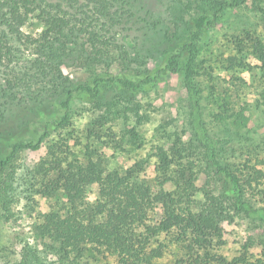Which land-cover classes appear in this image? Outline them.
Segmentation results:
<instances>
[{
  "label": "rangeland",
  "instance_id": "rangeland-1",
  "mask_svg": "<svg viewBox=\"0 0 264 264\" xmlns=\"http://www.w3.org/2000/svg\"><path fill=\"white\" fill-rule=\"evenodd\" d=\"M204 1L215 7L221 0H126L123 9L129 15L116 24L111 19L114 9L98 17L96 7L86 6L85 0L78 3L82 11L76 6L74 11L86 14V24L90 23L95 33L104 34V39L99 36L97 40L106 43L108 52L96 60L94 67L118 72L126 55L134 68L157 66L162 56L158 48L161 42L182 32L189 19L205 9ZM41 30L34 22L21 28L31 38ZM106 30L108 33H104ZM8 39L15 58L7 69H0L1 88L7 87L9 77L20 79L24 73L31 74L32 58L10 35ZM253 40L264 44V0H247L209 29L194 67L206 129L216 141L224 164L243 182L258 183L247 191L246 199L261 209L264 202L257 191L264 189V79L252 55ZM229 56L247 67L229 69L225 62ZM74 58L78 60L76 55ZM83 62L79 59L61 67L73 85L88 77V68L80 65ZM190 113L181 75H171L148 93L135 97L108 92L97 105L75 99L66 127L51 131L38 150H22L0 169V264H62L47 237L37 238V228L51 212L64 214L66 204L59 199V187L64 186L71 166L85 167L95 162L104 173H128L138 184L166 178L164 189L180 193L177 183L186 188L181 208L195 215L206 212L210 196L220 191L219 183L205 177L204 168L197 163L192 169L195 181L190 178L192 186H183L189 182L178 178L182 169H189L185 148L194 144ZM34 114L32 106L24 107L18 100H0V123L9 121L19 126ZM160 148L167 152L170 162L164 177L157 159ZM174 150L182 152L181 157ZM98 189L97 184L89 185L87 201L98 197ZM223 211L217 221L219 237L192 223L173 227L152 239L150 247L160 245L162 250L154 264H222L218 258L230 264L241 256L248 261L259 258L264 252V222L235 214L227 203ZM74 264H118V259L87 249Z\"/></svg>",
  "mask_w": 264,
  "mask_h": 264
},
{
  "label": "trees",
  "instance_id": "trees-1",
  "mask_svg": "<svg viewBox=\"0 0 264 264\" xmlns=\"http://www.w3.org/2000/svg\"><path fill=\"white\" fill-rule=\"evenodd\" d=\"M85 1L86 6L96 7L98 17H105L114 9L111 14L114 24L123 21L127 14L123 9L126 0ZM246 1L221 0L215 7L204 1L205 9L191 17L182 32L162 41L161 47L157 46L162 52L157 66L134 68L126 55L119 71L111 72L98 71L94 67L96 60L108 50L106 43L97 40L104 34L95 33L94 27L86 24V14L74 11L75 6L83 9L78 6L79 0H0V25L3 26L0 31V69H7L15 58L9 35L32 58L31 74L24 73L20 79L9 77L7 87H0V100H18L24 107L32 106L35 112L31 120L19 126L9 121L0 123V169L20 151L38 150L51 131L66 127L75 99L97 105L108 92L119 97H135L148 93L171 75H181L191 106L190 128L196 150L192 151L194 144L185 148L189 152L184 151L190 159L187 162L189 169H182L178 178L189 182L183 186H192L190 178L195 181L192 169L197 163L204 168L205 177L214 179L220 186L219 193L210 196L206 212L195 215L180 207L186 188L177 183L180 193L170 192L163 188L168 181L166 178L152 184H138L131 181L128 173H104L95 162H89L85 167L71 166L66 172L64 186L59 187L62 191L59 199L66 204L64 214L51 212L37 228V238H41L39 235L47 237L59 262L74 264L88 249L96 255L116 256L118 264H154V260L162 256V250L160 245L150 247L151 240L173 227L193 223L200 230L219 237L217 221L224 215L225 203L235 214L264 222V208H254L246 199L247 191L258 183L254 180L243 182L236 171L224 164L217 143L202 120L199 90L195 84L194 66L208 30ZM28 22L42 27L37 36L31 38L21 31ZM112 28L113 25L109 31ZM81 38L83 40L78 44ZM251 43L252 55L259 62L258 69L264 79V44L258 40ZM75 55L78 60L84 59L80 65L88 68L86 81L77 85L61 71L67 62L78 61ZM225 62L229 69L247 67L234 56H229ZM33 99L34 102L30 101ZM173 153L182 155L179 150ZM157 159L164 177L170 166L167 152L158 149ZM91 184L98 185V197L87 201L86 189ZM257 194L264 202V189ZM217 260L226 264L224 259ZM230 264H264V252L253 261L241 256Z\"/></svg>",
  "mask_w": 264,
  "mask_h": 264
}]
</instances>
